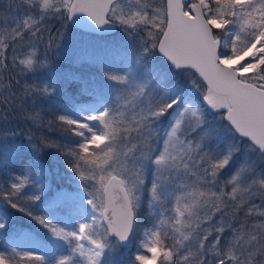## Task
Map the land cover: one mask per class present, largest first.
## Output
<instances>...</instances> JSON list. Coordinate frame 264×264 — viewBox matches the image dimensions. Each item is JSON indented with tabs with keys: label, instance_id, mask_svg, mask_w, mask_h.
I'll return each instance as SVG.
<instances>
[{
	"label": "snow or ice",
	"instance_id": "1",
	"mask_svg": "<svg viewBox=\"0 0 264 264\" xmlns=\"http://www.w3.org/2000/svg\"><path fill=\"white\" fill-rule=\"evenodd\" d=\"M0 264H264V0H0Z\"/></svg>",
	"mask_w": 264,
	"mask_h": 264
}]
</instances>
